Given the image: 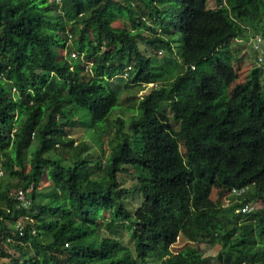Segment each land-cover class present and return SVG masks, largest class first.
Masks as SVG:
<instances>
[{
    "label": "trees",
    "instance_id": "1",
    "mask_svg": "<svg viewBox=\"0 0 264 264\" xmlns=\"http://www.w3.org/2000/svg\"><path fill=\"white\" fill-rule=\"evenodd\" d=\"M216 1L0 0V264H264V0Z\"/></svg>",
    "mask_w": 264,
    "mask_h": 264
},
{
    "label": "rangeland",
    "instance_id": "2",
    "mask_svg": "<svg viewBox=\"0 0 264 264\" xmlns=\"http://www.w3.org/2000/svg\"><path fill=\"white\" fill-rule=\"evenodd\" d=\"M215 6H217L216 0H208L207 2L208 8H214ZM61 9H62L61 6L59 7L53 6L52 13H54V15L62 14L63 12ZM257 35H260L263 40L260 43L259 49L255 48L254 46L256 39H257ZM226 55H228L231 58V60L235 63L236 66L238 64L242 65L243 68H245L246 70H249L248 71L249 73L254 67L264 70V60L263 62L258 61V57L260 56L263 57L264 59V21L259 22V20H255V19L247 20L245 22L244 34L238 38L232 39V41L229 44V49H227ZM72 56L75 58H79V54H76L75 56L72 54ZM113 81H114L113 82L114 87L118 86V88H123L125 84L127 83V80L125 79L124 76H120L114 79ZM262 82L264 83L263 80ZM156 87L157 86L155 84H149L147 86H143L142 89H139V88L131 89L128 93H130L131 96L132 95L134 96L137 94V97L141 98L142 96L146 95L147 93H149L152 89ZM135 102L137 104L138 102L137 98L134 99V103ZM162 110L167 112V114H169L170 116V112H169L170 108L168 104L162 105ZM172 125L174 126L175 129H178L179 127L178 123L175 121L172 122ZM181 148L184 151L183 144L181 145ZM129 202H130V205L135 208L139 204H141L142 197L136 196L134 198H131ZM122 233L126 236L125 241H127L128 231L124 230V232ZM192 244L190 243V241L184 239L181 236L178 238L177 242L172 246L171 252L177 253L180 250H182L186 245H192ZM2 246H4L7 249V243L2 242ZM201 249L203 251L204 256L209 258L208 264H223L222 261H220L218 258V252L220 250L219 246L217 245L213 246L208 243H203L201 244ZM9 251L14 252V250L12 249ZM0 258H1V252H0Z\"/></svg>",
    "mask_w": 264,
    "mask_h": 264
},
{
    "label": "built area",
    "instance_id": "3",
    "mask_svg": "<svg viewBox=\"0 0 264 264\" xmlns=\"http://www.w3.org/2000/svg\"><path fill=\"white\" fill-rule=\"evenodd\" d=\"M262 38L260 35H257V39H256V43H255V47L257 49L260 48V43L262 42ZM261 59V58H260ZM244 191V190H242ZM242 191H239V193H241ZM17 198L24 201L25 204L29 205L30 204V200H27V196L25 195L24 192L20 191L19 193H17ZM253 209L252 204H246L244 205L240 211H242L243 213H248ZM17 230L20 232V235H23V224L22 221H18L17 223Z\"/></svg>",
    "mask_w": 264,
    "mask_h": 264
}]
</instances>
